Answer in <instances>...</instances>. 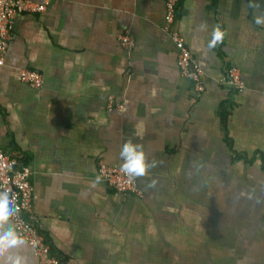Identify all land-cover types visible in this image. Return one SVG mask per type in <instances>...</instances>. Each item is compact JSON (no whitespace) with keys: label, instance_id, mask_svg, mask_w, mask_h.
I'll return each instance as SVG.
<instances>
[{"label":"crops","instance_id":"1","mask_svg":"<svg viewBox=\"0 0 264 264\" xmlns=\"http://www.w3.org/2000/svg\"><path fill=\"white\" fill-rule=\"evenodd\" d=\"M257 16L264 0H181L173 29L205 74L200 96L180 74L162 0H50L15 18L0 66V148L30 168L34 214L65 264H264ZM231 68L242 91L219 84ZM23 69L42 75L39 90L21 82ZM129 141L145 154L142 198L99 178L100 162L121 168ZM0 264H39L8 215Z\"/></svg>","mask_w":264,"mask_h":264},{"label":"built area","instance_id":"2","mask_svg":"<svg viewBox=\"0 0 264 264\" xmlns=\"http://www.w3.org/2000/svg\"><path fill=\"white\" fill-rule=\"evenodd\" d=\"M165 6V22L170 38L177 50V66L181 76L188 79L195 93L200 96L205 91V74L196 65L193 54L187 47L184 38L173 29L176 21L177 8L181 0H162ZM50 0L41 3L29 0H0V66L5 62V54L13 37L15 18L19 15H37L45 12ZM123 49L131 52L134 49V39L128 33L118 37ZM19 78L30 88L39 90L43 85L42 75L33 69L20 70ZM219 84L228 92H239L245 88L240 71L229 69L219 80ZM117 108L113 97L108 98V109ZM99 178L116 195L142 198L143 193L138 187L137 176L130 175L120 167H112L104 162L99 164ZM31 171L26 165L5 153L0 148V191L11 188L13 193V212L8 215L18 239L32 251L39 264H65L57 257L45 236L41 232L40 220L33 211L34 188L31 184Z\"/></svg>","mask_w":264,"mask_h":264},{"label":"clouds","instance_id":"3","mask_svg":"<svg viewBox=\"0 0 264 264\" xmlns=\"http://www.w3.org/2000/svg\"><path fill=\"white\" fill-rule=\"evenodd\" d=\"M256 24L264 23V17L257 16L255 18ZM223 37V33L219 27L213 33V39L209 47H213ZM121 158L124 163L121 165L122 171L135 176H142L146 171L145 154L142 146L133 144L131 141L126 142L121 149ZM151 166V165H148ZM13 193L11 188L0 191V216H7L13 212Z\"/></svg>","mask_w":264,"mask_h":264},{"label":"trees","instance_id":"4","mask_svg":"<svg viewBox=\"0 0 264 264\" xmlns=\"http://www.w3.org/2000/svg\"><path fill=\"white\" fill-rule=\"evenodd\" d=\"M19 162H20L21 165H25V164H23L21 161H19Z\"/></svg>","mask_w":264,"mask_h":264},{"label":"bare ground","instance_id":"5","mask_svg":"<svg viewBox=\"0 0 264 264\" xmlns=\"http://www.w3.org/2000/svg\"><path fill=\"white\" fill-rule=\"evenodd\" d=\"M17 236V235H16ZM21 242V241H20Z\"/></svg>","mask_w":264,"mask_h":264}]
</instances>
